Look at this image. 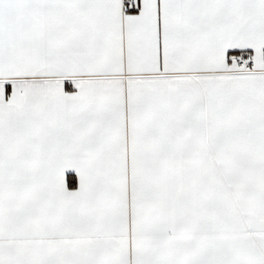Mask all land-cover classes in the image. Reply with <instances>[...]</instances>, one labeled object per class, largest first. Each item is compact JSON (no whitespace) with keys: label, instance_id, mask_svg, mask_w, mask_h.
I'll list each match as a JSON object with an SVG mask.
<instances>
[{"label":"snow or ice","instance_id":"1","mask_svg":"<svg viewBox=\"0 0 264 264\" xmlns=\"http://www.w3.org/2000/svg\"><path fill=\"white\" fill-rule=\"evenodd\" d=\"M0 264H264V0H0Z\"/></svg>","mask_w":264,"mask_h":264}]
</instances>
